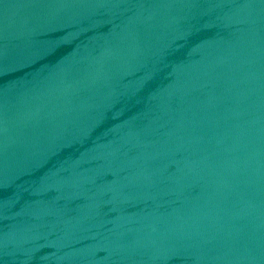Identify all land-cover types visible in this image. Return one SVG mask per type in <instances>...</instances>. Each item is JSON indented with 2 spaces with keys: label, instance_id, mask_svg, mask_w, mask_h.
Returning <instances> with one entry per match:
<instances>
[{
  "label": "water",
  "instance_id": "obj_1",
  "mask_svg": "<svg viewBox=\"0 0 264 264\" xmlns=\"http://www.w3.org/2000/svg\"><path fill=\"white\" fill-rule=\"evenodd\" d=\"M0 264H264V0H0Z\"/></svg>",
  "mask_w": 264,
  "mask_h": 264
}]
</instances>
